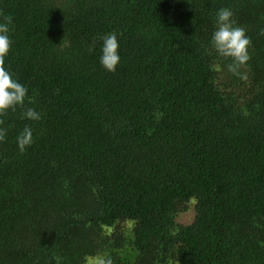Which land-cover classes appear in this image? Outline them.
Instances as JSON below:
<instances>
[{"label":"trees","instance_id":"obj_1","mask_svg":"<svg viewBox=\"0 0 264 264\" xmlns=\"http://www.w3.org/2000/svg\"><path fill=\"white\" fill-rule=\"evenodd\" d=\"M221 8L252 41L240 76L212 45ZM0 10L5 67L41 115L0 126V264H264V0ZM108 34L114 73L100 63Z\"/></svg>","mask_w":264,"mask_h":264},{"label":"clouds","instance_id":"obj_2","mask_svg":"<svg viewBox=\"0 0 264 264\" xmlns=\"http://www.w3.org/2000/svg\"><path fill=\"white\" fill-rule=\"evenodd\" d=\"M216 28L212 34L211 41L216 52L223 58L230 59L227 65L228 71L240 76L241 67L245 66L251 59L249 47L251 39L246 35L243 27L237 26L233 18V12L229 8H221L216 16ZM12 18L0 10V126L5 124V118L9 111L20 110L21 118L39 121L41 115L34 108L28 107L25 98L28 96V88L13 77V74L5 67V58L11 51L13 41L10 38V25ZM264 36V29H261ZM119 41L115 34H108L103 38L100 63L108 72H115L120 62ZM31 102V101H30ZM7 129L0 127V142H4ZM34 143L33 131L25 126L17 136V144L21 153ZM97 264H113L110 256H102Z\"/></svg>","mask_w":264,"mask_h":264},{"label":"rangeland","instance_id":"obj_3","mask_svg":"<svg viewBox=\"0 0 264 264\" xmlns=\"http://www.w3.org/2000/svg\"><path fill=\"white\" fill-rule=\"evenodd\" d=\"M186 217H187V216H185V217H184V218H182V219H186ZM93 264H97V261H95V263H93Z\"/></svg>","mask_w":264,"mask_h":264}]
</instances>
